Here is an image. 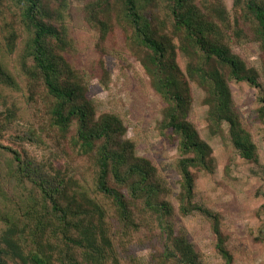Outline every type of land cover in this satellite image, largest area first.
Here are the masks:
<instances>
[{"label": "trees", "instance_id": "obj_1", "mask_svg": "<svg viewBox=\"0 0 264 264\" xmlns=\"http://www.w3.org/2000/svg\"><path fill=\"white\" fill-rule=\"evenodd\" d=\"M54 3L0 0V16L6 10L14 18L10 23L7 15L3 16L9 24V46L13 49L22 41L21 68L31 80L41 81L52 100L50 125L63 143L65 156L73 152L77 155L73 157L89 160L91 168H82V182L77 176L63 179L61 191L34 182H30L34 191L20 189L25 212L13 209L14 217L6 218L0 229V264H137L129 255L137 245L151 252L148 264H201L185 236L169 233L167 221L174 209L164 199L156 168L135 156L133 145L123 139L118 118H96L83 74L65 56L67 49L73 48L71 29L68 24L55 23ZM92 6L103 10V15L94 19L103 38L115 27L120 31L125 52L138 59L165 105V126L178 141L180 156L179 211L191 215L200 210L193 203L194 171H213L212 149L188 118L192 84L205 93L211 132L220 133L228 124L240 156L258 162L252 133L241 123L229 86V81L235 80L258 87V74L233 54L228 14L219 0H96ZM234 11L236 37L242 39L249 32L264 55V0H234ZM71 12L68 10L69 19L73 18ZM0 85L17 86L1 64ZM3 91L0 89V96ZM27 100L36 106L35 115L40 117L41 106L35 96ZM7 101L4 98L3 102ZM260 101L256 117L262 121L264 137V99ZM16 117V110L10 108L5 119L9 122ZM71 184L78 190L69 196ZM134 210L143 220L140 225ZM165 219L168 229L163 228ZM212 226L218 255L224 264H233L217 216ZM143 231H148L145 238L139 237Z\"/></svg>", "mask_w": 264, "mask_h": 264}, {"label": "rangeland", "instance_id": "obj_2", "mask_svg": "<svg viewBox=\"0 0 264 264\" xmlns=\"http://www.w3.org/2000/svg\"><path fill=\"white\" fill-rule=\"evenodd\" d=\"M95 1L55 0L57 13L54 18L58 17L55 23L68 24L71 29L73 48H68L65 56L78 68L76 71L83 74L85 93L96 109V118H118L124 129L123 139L133 145L135 156L149 161L156 168V180L165 190L164 199L174 209L170 222L163 221V228L170 226L169 233L173 231L185 236L201 264H224L218 255L212 230V219L217 216L233 264H264V137L262 121L256 117L262 105L260 99H264V55L249 32L242 39L236 37L234 0H219L225 6L230 22L229 45L233 54L257 72L258 87L235 80H230L229 86L241 123L252 133L259 161H247L240 156L232 144L228 124L223 125L220 133L211 132L205 93L192 84L188 118L200 139L212 149L213 171H194L193 203L200 210L188 216L179 211L180 156L178 141L165 126V105L152 88L138 59L125 52L127 48L120 31L115 27L103 38L99 24L94 20L103 15V10L92 6ZM68 10L73 15L71 19ZM1 14L0 64L16 79L17 86L10 89L0 85L4 90L0 96V123L3 121L4 127L0 136V229L6 218L14 217L13 209L25 212L21 205L24 193L20 189L32 191L34 185L30 182L61 191L63 179L77 176V181L82 182V168H91L89 160L73 157V152L65 156L63 143L50 125L52 100L46 96L41 81L24 75L20 56L22 41L10 48L9 24L3 16L7 15L10 23L14 18L11 19L6 10ZM181 63L185 70L186 62ZM33 95L41 106L40 117L35 115L36 106L34 108L27 100ZM4 98H8L5 103ZM10 108L16 110L17 117L7 122L5 118ZM76 190L78 187L71 184L69 196ZM134 216L138 224H142L136 210ZM147 235L148 231H143L139 237ZM139 247L129 250L131 259L137 264H148L151 252ZM124 250L120 245L119 252L123 254Z\"/></svg>", "mask_w": 264, "mask_h": 264}]
</instances>
